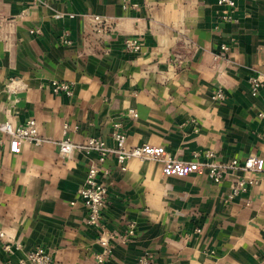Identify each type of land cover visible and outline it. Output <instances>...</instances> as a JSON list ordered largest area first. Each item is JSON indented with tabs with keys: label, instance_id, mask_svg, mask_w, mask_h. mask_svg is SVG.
<instances>
[{
	"label": "crops",
	"instance_id": "crops-1",
	"mask_svg": "<svg viewBox=\"0 0 264 264\" xmlns=\"http://www.w3.org/2000/svg\"><path fill=\"white\" fill-rule=\"evenodd\" d=\"M217 2L0 0V122L33 119L45 140L0 145V264H19L37 247L52 264H95L100 232L86 225L77 192L98 153L62 154L63 138L112 148L121 122L129 148L155 146L183 162L194 153L220 162L254 153L264 169V0H235L228 22ZM94 16L112 30L88 32ZM126 40L140 49L126 52ZM221 44L228 52L214 60ZM51 80L69 83L72 95L52 93ZM217 90L223 101L211 98ZM105 167L103 222L127 238L111 240L102 264H137L141 256L150 264H264V173L229 200L242 172L216 184L200 169L157 161L131 159L123 171L110 156Z\"/></svg>",
	"mask_w": 264,
	"mask_h": 264
},
{
	"label": "built area",
	"instance_id": "built-area-1",
	"mask_svg": "<svg viewBox=\"0 0 264 264\" xmlns=\"http://www.w3.org/2000/svg\"><path fill=\"white\" fill-rule=\"evenodd\" d=\"M220 12L218 18L221 21L228 22L232 18V12L235 8V0H218ZM93 25L87 30L95 33H108L112 30V22L108 18L94 16L92 18ZM64 44H70L71 41L67 38H61ZM140 49L137 42L126 40L124 42V50L134 53ZM228 46L220 45L219 53L214 54V60L224 58L228 52ZM250 92L252 96H256L259 91L260 82L257 77L249 79ZM47 87L54 94H63L66 96L72 95L71 85L67 82L51 80ZM10 87L7 86L6 92H10ZM213 100L223 101L225 95L221 90L213 93ZM127 115L136 117L137 114L133 110H128ZM260 117L264 112L258 114ZM71 128L68 125L63 126L64 135ZM75 129V127H74ZM112 138L114 146L112 148L105 145L101 140L89 138L84 144H76L68 138H63L57 145L59 152L65 155H70L73 151L78 150L86 154L95 151L98 153L97 161L93 163L87 170L83 186L78 190L77 194L87 210L86 225L95 228L100 232L97 241L102 250L95 256V264H102L111 254V240H126L127 235L117 236L107 233L106 226L103 222V212L107 205V188L99 179V176L108 174V169L105 167V162L110 156L116 158L120 170H125V165L128 160L137 159L139 161H157L162 163L167 168L170 167H185L188 169H200L205 172L206 176L213 183H220L229 172H242L243 176L235 178L230 187L228 199L232 200L242 193L246 192L250 187L255 186L258 182L253 174L264 173L257 165V157L254 153L249 154L246 158L238 160L236 158L228 162L216 161L212 152H206L203 159H199V154L194 153L196 160L183 162L177 160L169 152L160 153L157 147L151 145H141L136 147L126 146V135L122 132L121 122L113 124ZM8 143L10 149H18L22 144L30 143L35 146L41 145L45 140L39 135L35 120L30 119L23 125H13L10 122H0V145ZM199 231V230H197ZM132 230L129 231V235ZM5 251L12 253V247L9 244L4 246ZM51 253L42 247H37L25 253L23 258L19 260V264H52ZM137 264H150L146 256H141Z\"/></svg>",
	"mask_w": 264,
	"mask_h": 264
}]
</instances>
